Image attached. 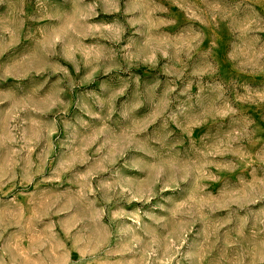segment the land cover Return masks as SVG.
<instances>
[{
    "label": "rangeland",
    "instance_id": "374dc122",
    "mask_svg": "<svg viewBox=\"0 0 264 264\" xmlns=\"http://www.w3.org/2000/svg\"><path fill=\"white\" fill-rule=\"evenodd\" d=\"M0 264H264V0H0Z\"/></svg>",
    "mask_w": 264,
    "mask_h": 264
}]
</instances>
